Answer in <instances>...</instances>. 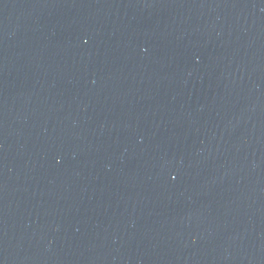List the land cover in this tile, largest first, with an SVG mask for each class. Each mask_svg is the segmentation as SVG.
<instances>
[{"label": "water", "instance_id": "water-1", "mask_svg": "<svg viewBox=\"0 0 264 264\" xmlns=\"http://www.w3.org/2000/svg\"><path fill=\"white\" fill-rule=\"evenodd\" d=\"M0 264H264V0H0Z\"/></svg>", "mask_w": 264, "mask_h": 264}]
</instances>
